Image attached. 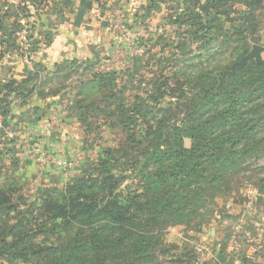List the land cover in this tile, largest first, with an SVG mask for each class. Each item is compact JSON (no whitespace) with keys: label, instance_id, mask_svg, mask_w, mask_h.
<instances>
[{"label":"rangeland","instance_id":"1","mask_svg":"<svg viewBox=\"0 0 264 264\" xmlns=\"http://www.w3.org/2000/svg\"><path fill=\"white\" fill-rule=\"evenodd\" d=\"M101 2L112 20L108 57L99 48V60L48 70L28 64L30 14L36 15L30 0H0V264H122L126 222L109 223L104 216L141 217L143 199H134L143 194L137 162L171 137L174 126L189 149L187 124L221 120L230 96L255 90V105L262 104L264 0H155L148 15L149 0ZM132 19L135 30L129 31ZM255 46L263 48L259 60L238 67ZM262 148L227 177L225 195L216 201L221 208L231 205L215 212L218 217L236 215L211 239L223 244L232 237L240 254L264 242ZM134 200L137 207H131ZM105 205L111 209L102 212ZM195 220L167 228L141 264L215 261L197 249L203 243L193 231ZM108 224L119 235L104 242L105 249L84 247L87 233L99 234Z\"/></svg>","mask_w":264,"mask_h":264},{"label":"trees","instance_id":"2","mask_svg":"<svg viewBox=\"0 0 264 264\" xmlns=\"http://www.w3.org/2000/svg\"><path fill=\"white\" fill-rule=\"evenodd\" d=\"M94 1L97 5L102 4L101 0ZM30 2L36 11H41L45 5V0H30ZM149 2L144 8L147 15L152 7L156 8L155 0ZM36 15L39 20L41 14L36 12ZM36 15L30 14V20ZM131 21L133 24L127 25V28L129 31H134L136 19ZM3 23L4 21L0 20L1 45H4ZM34 25L35 21L29 25V38L31 37L29 53L37 50L33 41V31L36 29ZM10 44L14 49V42L11 41ZM2 55L4 54L0 51V57ZM108 78L113 80V76ZM256 88L260 90L262 87ZM220 91H223L224 95L229 94L223 87ZM256 94L257 91L249 89L240 92L239 98L230 96L228 98L230 103H224L225 106L220 110L222 118L219 121L212 119L202 123L189 122L187 124L189 128L186 126L188 129L186 136L191 141L189 149L183 147V137L177 134L182 129L174 126L171 137L166 136L160 142H156L154 149L144 155L143 163L137 162L138 166H142L140 177L143 181V194L134 196V199L138 197L143 199L141 206L137 208L141 217L138 214H127L122 218L115 217L113 220L104 216L109 223L116 224L120 220L126 222V228L121 235L128 252L122 264H141L140 261L147 256V249L150 247L155 249L158 246L167 228L192 223L201 210L213 205L217 197L225 195L222 186L227 183V177L238 173V168L251 154L258 155L257 151L264 146V95L260 101L262 104L255 105L259 102L254 101ZM249 106L251 109L248 108ZM255 117L259 119L254 120ZM174 132L178 136H174ZM258 132L260 133L254 136V133ZM161 142L165 145H161ZM136 169V166H131L132 171ZM115 204L116 202L113 205ZM134 205L137 207L135 200L131 207ZM108 208L111 209V206L105 205L102 207V212H106ZM117 231L119 228L112 231L108 224L99 234L87 233L84 247L91 251H102L105 246L100 248L101 245L111 241V236L117 237L119 235ZM95 242H99L96 248L88 247Z\"/></svg>","mask_w":264,"mask_h":264},{"label":"crops","instance_id":"3","mask_svg":"<svg viewBox=\"0 0 264 264\" xmlns=\"http://www.w3.org/2000/svg\"><path fill=\"white\" fill-rule=\"evenodd\" d=\"M113 2L115 3L111 5L119 3L120 0H113ZM107 9L104 6V9L100 10L94 0H45L42 10H39L42 12L39 20L37 16L31 18V21H35L36 29L33 31V41L36 43L37 50L34 53H28V58L31 59L28 64H31L33 68L42 67L50 70L58 65L69 64L73 61L99 60L101 54L98 50L102 49L105 50L103 57L107 58L109 55L107 52L109 49L108 32L112 26V20L106 14L109 11ZM31 10L35 13L38 12L32 6ZM11 58L21 62V57L14 56V53ZM3 63L4 58L1 56L0 68L4 67ZM107 70L106 73H115L114 70ZM223 197H217L211 207L208 206L197 214L194 222L196 228L193 231H199L195 234L201 235L203 243L198 245L197 249L209 254V257H216L215 261L207 260V264H264L262 256L264 242L257 243V249L255 245H251V251L240 254L237 252L241 248H237L238 243H233L232 237L228 243L223 244H220L219 240L215 242L214 239H211L215 229L235 219L236 214L229 211L221 213V217H218L217 213L215 214L221 209L231 207L229 202L222 208L218 206L216 201L222 200ZM220 232L222 235L224 234V238H228L225 230ZM255 251L258 253L256 256L253 254Z\"/></svg>","mask_w":264,"mask_h":264},{"label":"water","instance_id":"4","mask_svg":"<svg viewBox=\"0 0 264 264\" xmlns=\"http://www.w3.org/2000/svg\"><path fill=\"white\" fill-rule=\"evenodd\" d=\"M263 50V48L255 46L253 51L248 54L247 56H245L244 58L241 59L240 63L237 65L238 67H241L244 62L248 59H252L255 58L257 61L259 60V53Z\"/></svg>","mask_w":264,"mask_h":264},{"label":"built area","instance_id":"5","mask_svg":"<svg viewBox=\"0 0 264 264\" xmlns=\"http://www.w3.org/2000/svg\"><path fill=\"white\" fill-rule=\"evenodd\" d=\"M58 165H61V163H60V162H58ZM62 165H64V166H65V163H63Z\"/></svg>","mask_w":264,"mask_h":264}]
</instances>
